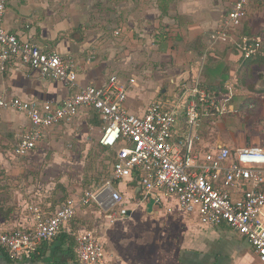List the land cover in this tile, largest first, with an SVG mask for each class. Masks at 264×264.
<instances>
[{
  "label": "crops",
  "instance_id": "0c3cea01",
  "mask_svg": "<svg viewBox=\"0 0 264 264\" xmlns=\"http://www.w3.org/2000/svg\"><path fill=\"white\" fill-rule=\"evenodd\" d=\"M235 1L8 0L5 26L23 41L75 60L78 78L70 88L64 81L42 78L37 69L10 66L0 73V100L21 97L39 105L59 104L89 84L106 87L117 74L128 89L126 108L144 115L154 101L173 106L191 99L195 82L221 94L234 85L233 99L227 103L235 112L247 113L239 122L240 140L227 130L231 120H220L226 113H204L197 149L264 144V0L250 1L247 17L234 34L235 41L261 40L254 56L246 59L235 41L211 37ZM118 29L123 34L117 35ZM133 77L136 85L130 83ZM29 124L26 112L0 106L2 230L30 228L32 205L50 215L67 198L87 190L81 180L86 145L91 129L101 130L102 136L104 127L99 111L83 107L73 118L47 128L34 150L19 155L15 148ZM185 128L181 111L173 142ZM138 177L114 182L129 209L125 219L110 225L97 203L80 205L62 232L41 242L31 259L16 261L0 249V264H80L76 238L87 230L102 235L105 264H256L247 238L228 226L204 224L197 212L185 211L174 198L149 208L151 200L140 201Z\"/></svg>",
  "mask_w": 264,
  "mask_h": 264
},
{
  "label": "built area",
  "instance_id": "2783aa9c",
  "mask_svg": "<svg viewBox=\"0 0 264 264\" xmlns=\"http://www.w3.org/2000/svg\"><path fill=\"white\" fill-rule=\"evenodd\" d=\"M250 1H235L223 25L212 33L214 41H235V31L246 19ZM7 4L8 0H0V73L10 66L34 68L44 79L61 80L70 88L75 87V60L46 52L38 43L23 41L11 32L4 23ZM116 34L123 31L118 29ZM235 45L247 59L258 52L262 42L256 37H243ZM130 83L136 85L137 78H131ZM227 89L221 94L195 82L190 89L191 99L173 106L154 101L144 115L126 108L128 89L117 74L110 77L106 87L89 84L59 104L39 105L21 97L0 100V106L24 111L29 117V127L15 148L19 155L34 150L47 128L89 107L101 114L104 127L100 143L112 148L115 156L111 177L102 186L67 198L50 215L42 207L32 205L34 224L30 228L0 229V249L16 261L31 259L41 242L62 232L80 205L97 203L106 211L109 224H116L128 216L129 209L123 205L124 195L114 182L139 174L141 202L154 199L162 205L170 198L176 199L185 211L197 212L204 224L226 225L247 238L256 254V264H264V144L235 150L225 145L207 152L196 147L202 141L204 113L236 111L227 103L233 99L234 85ZM181 111L186 116V128L176 143L174 127ZM76 253L80 264H105L107 260L103 237L92 230L77 235Z\"/></svg>",
  "mask_w": 264,
  "mask_h": 264
},
{
  "label": "rangeland",
  "instance_id": "374dc122",
  "mask_svg": "<svg viewBox=\"0 0 264 264\" xmlns=\"http://www.w3.org/2000/svg\"><path fill=\"white\" fill-rule=\"evenodd\" d=\"M231 113L233 114L226 113L225 114L226 116L221 118L220 120H223L225 118L231 120L230 124L229 123L227 124V130H229L230 132H234V135L232 136L234 137V139L236 138L237 141H239L240 140L239 122L242 120V118L245 117V115H247V113H245L244 111L242 112L237 111ZM95 131H96L95 129H91V133L89 135L91 142L90 143L87 142L86 146H88V148L86 149V154H85L86 159L83 162L86 172H83L84 176L81 177V180L83 178L85 187L87 189L91 187L102 186L104 182L111 177V173H112L111 170H112V162H113L112 160H113L114 152L102 148L99 142L100 140L99 138H101V130H97L96 133ZM241 144L243 143L241 142ZM82 171L83 170H81V172ZM162 253L164 254L165 251H163Z\"/></svg>",
  "mask_w": 264,
  "mask_h": 264
},
{
  "label": "water",
  "instance_id": "95a60500",
  "mask_svg": "<svg viewBox=\"0 0 264 264\" xmlns=\"http://www.w3.org/2000/svg\"><path fill=\"white\" fill-rule=\"evenodd\" d=\"M154 203H155V200L154 199H151V202L149 203V208H151Z\"/></svg>",
  "mask_w": 264,
  "mask_h": 264
},
{
  "label": "trees",
  "instance_id": "16d2710c",
  "mask_svg": "<svg viewBox=\"0 0 264 264\" xmlns=\"http://www.w3.org/2000/svg\"><path fill=\"white\" fill-rule=\"evenodd\" d=\"M34 254H35V253H34ZM34 254H33V255H34Z\"/></svg>",
  "mask_w": 264,
  "mask_h": 264
}]
</instances>
